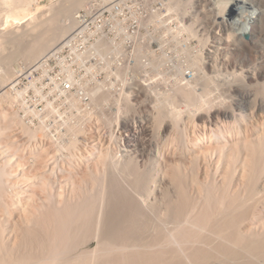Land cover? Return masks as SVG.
<instances>
[{"label":"rangeland","instance_id":"374dc122","mask_svg":"<svg viewBox=\"0 0 264 264\" xmlns=\"http://www.w3.org/2000/svg\"><path fill=\"white\" fill-rule=\"evenodd\" d=\"M6 1L13 7L8 4L4 7L5 4L2 3ZM20 1L12 0V3L10 0H0V5L3 6L0 7V75L2 74L0 85L3 87L0 90V264H48L49 262V264H66V262L69 264L70 261V264L80 262L105 264V260L102 262L103 259L100 260V256L105 254L103 249L106 246L102 245V242L108 240L102 237L101 227L93 225L97 222L96 213L99 212V207L96 205L100 203L102 195H106L103 191H105L104 183L107 173L112 171L116 174L119 171L118 164L124 159L125 149H128L126 130L123 124L126 121V123H133L139 128L141 122H153L154 116L156 117L154 118L155 123L151 124L153 129L157 128L154 131V137L158 140L159 150L156 155L148 152L151 158V168L155 170L156 174L164 173L165 176L168 175L167 177L173 175L174 180L180 178L175 184L179 199L175 196L176 191H172L173 185H168L171 186L170 188L167 186L169 190L171 189L168 192V197L173 201L174 206H179V204L184 206L185 213L183 211V214H180L182 219L188 218L199 224L195 226L196 224L193 223L194 226H187L188 229L185 233L180 231L182 229L176 231V226L181 224L178 222L172 233L179 242L169 243L170 237L167 232H171L169 230L173 228L174 224L171 220V214L165 212L167 201H164L162 194L154 192L155 195H150L151 198L149 197L147 202L146 200H138L139 204L146 210L147 217L152 219V221L144 219L141 222V225H147L149 230L142 226V230L137 232L141 233L144 229L147 230L146 233L144 231V236L142 234L136 236V239L138 237L139 240V242L136 240L138 243L136 246L125 243L126 246H121L123 248L121 251L110 252V258L112 257L115 261L111 258L108 264H122V261L123 264H127L133 253L140 257L136 250L138 252L141 250L146 252L147 250L146 255L151 257V252L154 255L159 251H155L156 247L161 251L164 250L160 254L166 252L167 256L166 254L163 255L165 260L168 257L174 264L180 260L182 264H196V261H194L196 263L192 262L191 258L194 257L192 256L194 252L191 251L198 248L203 250H201L202 255L198 254L201 253L199 249V252L195 251L197 256L202 257L203 252L206 251L211 252L213 256H218L221 253L220 249L214 247L219 241V238L214 239L217 234L213 235V239L209 237L210 239L206 241H202L200 238L206 234L203 231L204 227L207 226L206 232L210 229L209 223L212 225L211 220H213L210 219L211 216L221 218L222 212L226 213L227 216L232 211L229 210L228 212L227 210L230 208V204V209L234 204L233 207L236 211L233 209L232 212L235 213L233 215L231 213L232 217L228 215L225 228L229 231L232 228L230 232L238 235L237 238H241V240L239 238L241 244L246 242L251 235L252 237L255 235L254 239H258L259 236L261 237L259 239H264L262 236L264 234V70H261V75L256 74L255 78L251 80L245 77L244 71L248 66H251L252 70L253 67L262 66L263 64H258V62L264 59V55L258 59L252 57L251 62L246 63L245 57L249 55V47L252 49L248 42L250 28L240 29L238 32L232 28L225 29L222 37L229 39L230 43L229 49L224 52L227 57L226 62L222 64L221 58L224 55L219 56L217 52L218 56L215 59L221 61L217 63L218 65L211 67L204 63L206 60L203 52L204 42L206 43L205 48L209 47L207 42H210L211 35L207 27L205 31L202 23V27L198 25L200 24L199 21L193 22L192 33L186 30L179 31L178 26L173 23H163L157 26L146 24L143 26L146 39L145 53L150 54L147 52L149 43L153 48H159V45L151 43L152 40L159 39L161 44L160 49L153 53L154 56L146 59L144 81L149 88L136 91L134 88H138V80H127L125 90L129 96H125V104H121V106L112 105L111 103L115 101L111 99L110 92L108 95H105L108 92H104L101 100L95 105L86 102V104L69 108L66 104L62 105L58 99H54L55 95L50 90L40 88V83L43 82L40 70L36 72H29L28 70L20 76L14 74L18 73L14 71L17 67L27 65L23 58L15 57L16 59L12 60L8 67L4 66L7 63H2L4 56L10 50H14L15 45H19L17 49L22 50L33 37L43 35L42 32L47 35V33L56 30L62 22L57 13L66 8L68 2L67 0ZM95 1L98 2V0ZM214 1L216 0H200V2L199 0H182L179 6H181L183 18L192 21L190 11L192 13V10H199V6L202 4L211 7ZM231 1L230 6L225 5L224 7L229 19L231 18L229 16H232L234 12L235 15L241 14L246 4L244 0ZM14 3L20 4V7L24 4L25 10L29 9L30 14H34L35 11L37 13L39 9V15L37 13V16L35 13L34 16L38 18H32L34 20V22L31 21L32 23H29V17L22 20L14 19L15 15H11L12 8L17 6ZM20 7L17 6L14 9ZM150 12L148 8L142 10L144 17H147ZM160 12H165V10L161 9ZM10 17L14 20L8 19ZM40 18L43 23L41 21L37 25ZM197 18L202 17L197 15ZM51 21H53L52 25ZM175 21L178 23L176 13ZM7 23H14L15 26L11 27L22 32V34L18 32L19 37L17 36L18 39H14V42L7 39V28L10 26L8 24L7 27ZM40 23L42 24L40 25ZM30 24L36 30H33ZM54 24L58 26H54ZM253 29L260 31L264 38L263 24L257 22ZM239 33L242 35L240 40L235 36ZM21 35H24L23 38ZM201 37L202 41L199 40ZM19 38H22L21 41L23 39L30 41L23 42V44L21 42L20 45ZM231 45L233 47L236 45L234 50ZM197 53L202 60L200 71L198 69L201 75L198 74L191 81L184 82V77L190 75V66ZM262 69H264V65ZM254 72L256 73V69ZM204 74L213 76V78L209 77L212 82L208 78L206 79ZM202 79H206L204 81L208 82L205 83ZM213 80L217 81L214 82ZM194 84L195 86H192ZM205 84L207 85L205 86ZM4 85L6 86L4 87ZM214 88H218V90ZM245 94L249 96L246 106L237 107L241 95ZM28 96L33 100L40 101L42 105L47 102L48 107H51L52 103L53 112L48 115L49 122H42L35 112L27 114L24 100ZM261 99H263V103L259 105ZM160 100H163L162 103L160 102L161 104L166 103L159 106L162 108L158 107ZM156 107L165 110L159 111L156 110ZM148 111L152 112L149 113ZM158 111L162 119L159 117ZM60 112H62L61 115ZM155 112L157 113L155 114ZM224 112H228L229 115L225 116ZM147 113L152 114V116L148 117ZM165 117L166 119H164ZM140 134L135 138L137 142H142L146 138L143 132ZM132 149L131 156L135 155L139 158L137 152ZM183 172L188 173L187 181L184 184L181 182L185 179ZM120 174L117 173L116 175L122 183L124 176ZM153 184L158 186L159 183L153 182ZM160 185L162 186V184ZM102 199L104 200V197ZM148 200L150 201L148 202ZM81 204L82 206H80ZM77 206H88L84 209L90 213H86L85 218L88 219L90 215L96 221L92 219V222L93 220L95 222L90 224L86 222L89 225L83 226V222L88 220L79 216L78 212L76 213V208H79ZM67 210L71 211L68 212ZM70 222H73V229L67 230L64 226ZM76 223L79 227H83L76 228ZM209 234L211 236V233ZM168 238L169 240H167ZM129 242L131 241L127 243ZM141 243L142 245H140ZM171 248L180 250L181 258H183L179 257V260V258L173 257ZM123 250L128 254L130 252V259L126 258L128 254L125 253L126 259L119 262L121 255L118 256L117 253H122L123 256ZM131 251L135 252L132 253ZM188 254H192L191 257L188 256L187 258L186 255ZM146 255L144 253L142 256L146 257ZM256 256H259L260 259L253 258L254 263L256 264L257 260V263L260 261V264H264L263 254L257 253ZM134 257L133 259H135ZM143 257H136L139 260H135L138 262L137 264H145L143 261L147 264L169 263V260L163 261L162 256L159 258L163 259V262L157 256H152L154 259L146 257L152 260L145 258L143 260ZM141 258L143 261L140 260ZM214 260L210 258V264H219L216 262L217 259ZM172 262L170 261V263ZM132 263L130 262V264Z\"/></svg>","mask_w":264,"mask_h":264},{"label":"bare ground","instance_id":"6f19581e","mask_svg":"<svg viewBox=\"0 0 264 264\" xmlns=\"http://www.w3.org/2000/svg\"><path fill=\"white\" fill-rule=\"evenodd\" d=\"M20 1V0H19ZM23 1V0H22ZM22 1H20V2H22ZM25 1V0H24ZM109 1H111V0H100V2H99V0H98V2L97 1H95V0H93V1H91V0H67V2H68V4L66 5V8H64V9H62V10H60L59 11V13H57V14H59V17H61V23L59 24V26H58V28L56 29V30H53L51 33H47V35L46 34H44L43 32H42V34L43 35H38L37 37H33V39L29 42V41H24V39L21 41V39L23 38V36H22V38H19V40H20V45H21V42H22V44H23V42H25V43H27V42H29L26 46H24V48L22 49V50H20V48L19 49H17L18 48V46L17 45H15V47H13V49L14 50H10V52H8L7 53V55L6 56H4V60L2 61V63L3 62H5V63H3V64H6V65H4V66H6V67H8L9 65H11V63L10 62H12V60H14V59H16L15 57H18V56H20L21 58H23L24 59V61H25V64L27 63V65H25V67H17L14 71L15 72H18V73H14V72H12V73H14V74H18L17 76H20V75H22V74H24V72H26V71H28L29 70V72H30V70L32 69H34V66H36V65H39L40 64V62H41V59H42V57L51 49V48H53L55 45H56V43H57V41H59L61 38H63L72 28H73V26H74V15H75V13H76V11L78 10H74V9H76V8H79V7H83L84 6V4L85 3H90V2H93V3H97V4H103V3H106V2H109ZM165 2H163V0H161V2L162 3H164L165 4V9H166V12H165V14H162L161 12L160 13H158V22L159 23H162L163 21H166L165 20V17L164 16H169V17H172V21H174L175 23H176V21H175V13H176V20L178 21V30L179 31H183V30H186V31H189V32H191L192 33V29H191V26H192V24H193V22L195 21V20H197V21H199V23L200 24H198V25H201V23L203 24V26L205 27V31H206V27H207V30H208V32L210 33V35H211V39H209L210 40V42H211V44H210V42H207V43H209V47H206L205 48V42H204V48H203V52H204V54H205V60L206 61H204V63H206V65H208V66H215V65H218L217 63H220V59H215V58H217L216 56H218L217 55V52L219 53V56H223L224 55V57L223 58H221L222 59V64L223 63H225L226 62V59H227V57H226V53H224L225 52V50H228L229 49V46H230V43H229V39H224L223 37H222V33H223V31L225 30V29H227V28H232V30H234L235 32H238V30H240V29H247V28H250V38L248 39V42H249V45L251 46V48L252 49H250V47H249V55H247L246 57H245V61H246V63L247 64H249L250 62H251V58L252 57H257V59L258 58H262L263 57V55H264V38L262 37V35H261V32L260 31H256L255 29H253L254 28V26L257 24V22L259 23V24H263V26H264V0H244L245 2H246V4H245V9L243 10V12L241 13V14H238V15H235V12H234V14L232 15V16H229V17H231L230 19L227 17V11H226V9L224 8L225 7V5H227V6H230V3L232 2L231 0L229 1V0H216V1H214V3L212 4V6L211 7H206V6H208V5H206V4H202L201 6H199V10H195V11H193L192 10V13H194V14H192L191 13V11H190V16H191V20L192 21H190L189 19H188V21L186 20V19H184L183 18V16H182V12H181V6H179L180 5V3L182 2V0H164ZM10 2H12V0H10ZM19 2V3H20ZM27 2V1H26ZM29 2V1H28ZM199 2H200V0H199ZM198 2V3H199ZM13 3V2H12ZM11 3V4H12ZM197 3V4H198ZM2 4H5L4 5V7L6 6V4H8L7 3V1L6 2H4V3H2ZM1 4V5H2ZM14 4H16V3H14ZM28 4V3H27ZM83 4V5H82ZM200 4V3H199ZM0 5V7H3V6H1ZM8 5H10V4H8ZM17 6H19L20 7V4H16ZM24 4H22L21 6L22 7H20V8H18V9H14V8H17V6L16 7H14V8H12V10L11 11H13L12 13H11V15H15L14 16V19H25L26 17H29V20H30V22L29 23H32L31 21L35 18V19H37L36 17H34L35 16V13H36V11H35V13L33 14V16H32V14H30L29 12V9L28 10H25V7L23 6ZM29 5V4H28ZM11 6V5H10ZM15 6V5H14ZM59 6V5H58ZM197 6V5H196ZM219 6H222L223 8H224V12H223V14L222 15H219L218 14V11H219ZM8 7V6H7ZM11 7H13V6H11ZM28 7V6H27ZM37 8H39V7H37ZM49 8V7H48ZM54 9V8H53ZM80 9V8H79ZM39 10V9H38ZM38 10H37V13H38ZM43 10V9H42ZM55 11H56V9H54ZM58 10V9H57ZM9 11V10H8ZM46 11V10H45ZM226 11V12H225ZM37 13H36V15H37ZM40 13V12H39ZM39 13H38V15H39ZM44 14V13H43ZM57 14H55V15H57ZM229 14V13H228ZM37 15V16H38ZM54 15V14H53ZM197 15H201V17L202 18H200V19H198L197 18ZM54 17V16H53ZM33 18V19H32ZM55 18V17H54ZM57 18V17H56ZM8 19H11V17L10 18H8ZM14 19H11V20H14ZM183 19H184V22H183ZM28 21V20H27ZM38 21V20H37ZM42 20H41V18H40V20L37 22V25H39L38 23L39 22H41ZM21 22V21H20ZM33 22H34V20H33ZM56 22H57V20H56ZM27 23V25H28V22H26ZM25 23V24H26ZM42 23H43V21H42ZM42 23H40V25L42 24ZM51 23V25L53 24V21H51L50 22ZM198 23V22H197ZM10 26H9V25ZM9 27H8V26ZM26 25V26H27ZM31 25V24H30ZM55 24H54V26H56ZM176 25V26H177ZM6 26L8 27L7 29H8V33H7V35H8V38L7 39H9V40H13L12 42H14V39L16 40V39H18V37H19V35H17V34H19V33H21L22 34V32H19V31H17V29L15 28V29H13L11 26H15V24L14 23H7L6 24ZM32 26V28H33V30H36L34 27H33V25H31ZM11 27V28H10ZM19 27H20V23H19ZM22 27V26H21ZM28 27V26H27ZM200 27H202V25L200 26ZM31 28V27H30ZM202 29V28H201ZM32 29H31V31H33ZM249 30V29H248ZM29 31V30H28ZM27 31V32H28ZM19 32V33H18ZM26 32V33H27ZM226 32V31H225ZM25 33V32H24ZM26 35H28V34H26ZM34 35V34H33ZM36 35V34H35ZM34 35V36H35ZM18 36V37H17ZM227 36H229V35H227ZM235 36H237V38L240 40V39H242V35H241V33H239V35H235ZM26 40V39H25ZM199 40L200 41H202L203 39H202V37L201 38H199ZM204 41H205V39H204ZM15 42H19V41H15ZM157 45H159V48L157 49V50H159L160 49V46H161V44H160V40L159 39H157V40H155L154 41ZM16 44V43H15ZM233 44V43H232ZM1 46V45H0ZM232 46V45H231ZM236 46V45H235ZM234 46V47H235ZM12 47V46H11ZM211 47V48H210ZM233 47V46H232ZM234 47L232 48L233 50H234ZM47 49V50H46ZM205 49H206V51H205ZM237 49V48H236ZM238 49H239V46H238ZM220 50V51H219ZM250 50H252V51H250ZM4 51V50H3ZM150 51V50H149ZM224 53V54H223ZM195 58L193 59V63H192V65L190 66V75L188 76V77H184L185 78V81L184 82H189V81H191V79H193L194 78V76H196V75H198V74H200L199 72H198V69H199V71H200V63H202V60H201V58L198 56V53L197 54H195V56H194ZM1 58V57H0ZM2 58H3V56H2ZM204 59V58H203ZM259 61V60H258ZM257 61V62H258ZM0 62H1V60H0ZM8 63H10V64H8ZM254 63V62H253ZM256 64V63H255ZM258 64H263L264 65V59H261L259 62H258ZM252 65H254V64H252ZM263 65L262 66H260V65H258V67L256 68H254L253 67V70L251 69V66H248V68H246L244 71H245V77L247 78V79H254L255 78V75L256 74H258V75H261V70H264V69H262V67H263ZM3 66V65H2ZM254 69H256V73L254 72ZM7 70V69H6ZM1 71V70H0ZM5 71V70H4ZM8 71V70H7ZM216 71V70H215ZM198 72V73H197ZM2 73V72H1ZM6 74V73H5ZM2 75V74H1ZM0 75V76H1ZM3 75H4V73H3ZM11 75V74H10ZM201 75V74H200ZM205 75V78L207 79H209V77H211V78H213V76H208V75H206V74H204ZM5 76V75H4ZM15 76V75H14ZM25 77V76H24ZM204 78V77H203ZM15 79V78H14ZM206 79H202L203 81L204 80H206ZM4 80H6V78H4ZM8 81V80H7ZM10 81V80H9ZM203 81H201V82H203ZM209 81H210V79H209ZM214 81V80H213ZM217 81V80H216ZM216 81H214V82H216ZM228 81V80H227ZM12 82V81H11ZM205 82V81H204ZM203 82V83H204ZM206 82H208V81H206ZM205 82V83H206ZM210 82H212V81H210ZM209 82V83H210ZM16 83V82H15ZM18 83V82H17ZM211 84V83H210ZM226 84V83H225ZM13 85H14V82H13ZM134 85V84H133ZM207 84H205V86H206ZM215 85H216V83H215ZM214 85V86H215ZM6 85H4V87H5ZM192 86H195V84L194 85H192ZM192 86H191V88H192ZM197 86V85H196ZM204 86V87H205ZM208 86H211V85H208ZM216 86H218V85H216ZM221 86V85H220ZM223 86V85H222ZM227 86V85H226ZM203 87V88H204ZM228 87V86H227ZM3 87L0 85V90L2 89ZM137 88V87H136ZM147 88H149L148 87V85H145L144 84V87H143V90H145V89H147ZM202 88V87H201ZM218 88H220L219 86H218ZM218 88L216 89V88H214V89H216V90H218ZM222 88V87H221ZM135 89V88H134ZM101 89H96L95 91H94V93H99V91H100ZM205 90H206V88H205ZM204 90V91H205ZM227 90V89H226ZM248 90V89H247ZM134 91V90H133ZM157 91V90H156ZM151 92V91H150ZM245 93V92H244ZM157 95H159V94H157ZM125 96L127 97V96H129V95H127V91H124V92H121L120 93V95H119V97L117 98V100L115 99V102H113V103H111L112 105H117V106H121V104H125ZM149 96H150V94H149ZM164 96V95H163ZM154 97V96H153ZM249 96L247 95V94H245V95H241V97H240V101H239V105H237V107L238 106H240V105H243V106H246V103L248 102L247 101V98H248ZM157 98V97H156ZM160 98V97H159ZM159 100V99H158ZM128 101V100H127ZM163 101V100H162ZM162 101L160 100V101H158V103H162ZM129 102V101H128ZM170 102V101H169ZM151 103V102H150ZM160 103V105H158V107L159 106H162V105H165V104H161ZM263 103V99H261L260 100V104L259 105H261ZM132 104H134V103H132ZM154 104V103H153ZM155 105V104H154ZM154 105H152L153 107H154ZM156 106V105H155ZM159 108H162V107H159ZM164 108H165V106H164ZM163 108V109H164ZM147 109V108H146ZM153 109V108H152ZM163 109H158L157 107H156V110H159V111H161V110H163ZM143 110V109H142ZM165 110V109H164ZM158 111V112H159ZM167 111V110H166ZM149 112V111H148ZM152 112V111H151ZM151 112H149V113H151ZM157 112H155V114H156ZM164 113V112H163ZM148 114V113H147ZM159 114V117H161L160 116V112L158 113ZM157 114V115H158ZM167 114V113H166ZM152 116V114H148L147 116L149 117V116ZM156 115V116H157ZM162 115V114H161ZM164 116H165V113L163 114ZM170 115V114H169ZM224 115L225 116H228L229 114H228V112H224ZM163 116V117H164ZM154 118H156L155 116L153 117V122H154ZM142 119V118H141ZM161 119H162V117H161ZM164 119H166V117L164 118ZM147 120H149V119H147ZM151 120V119H150ZM149 120V121H150ZM158 120V119H157ZM152 121V120H151ZM160 121V120H159ZM169 121V120H168ZM129 122V121H128ZM153 122H151L152 124H153ZM150 122H141L140 123V125H139V128H138V126L137 125H134L133 123L132 124H130V123H126V121H125V124H123V127H124V129L126 130V139H127V142H128V149H125V151H124V159H122V161L120 162V164H118V172L117 173H121L120 175L121 176H124V180H123V182L121 183L120 182V178L114 173V172H109V173H107L108 175H106L107 176V178L106 177H104V178H106V180H105V183H104V189H105V191H103V192H105V196H103L102 195V197H104V200L102 199V197H101V195H100V197H101V200H100V203L98 204V205H96L97 207H99L98 209H99V212H98V214L96 213V215H97V222H96V224H94L93 222H95L96 221V219L95 218H91L90 217V215H89V217H88V219L87 218H85V216L87 215L86 213H88L87 212V210L86 209H84V208H86V207H88V206H86V207H80V206H82V204L80 205V206H77V207H79V208H76V213L78 212V214H79V216H82L83 218H85V219H87L88 221H86L85 220V222H83V226L86 224V222H88L89 224L90 223H93V225H96V226H98V227H101V235H102V237H104L105 238V240H106V238H107V240L108 241H104V242H102V245H104V246H106L103 250H105V254L104 255H102V256H100L101 257V259L100 260H102V262H104V260H105V264H108V262L111 260V258H110V252H118V251H121V249H123L122 247H124L123 245H125L126 246V244H130V245H137L138 243L137 242H139V240H138V237H137V239H136V236L138 235V234H142L143 235V233H144V231H145V233H146V229H148L147 228V225L145 226L144 224L143 225H141V222H142V220L144 221V219L145 220H147V219H150V218H148L147 216V212H146V210H144V208L139 204V202H138V200L139 199H141V201H145L146 200V202H147V199H149V197H150V195H155L154 194V192L155 193H160V194H162L163 195V197H164V201H167V203H166V207H165V212H166V214H171V220H172V222H173V224H174V226H173V228L171 229V230H169V231H171V232H167V234H169V237H170V240H169V238L167 239V240H169L168 242L169 243H172V242H175V243H178L179 242V240H176V238L174 237V234L172 233V232H174V227L176 226V224H178V222H180L181 224H179V226H180V228H179V226H176V228H177V230L176 231H178V230H180V229H182V230H180V231H184L185 233L187 232V229H188V227L189 226H192L193 225V223L194 224H196L195 226H197V224H199V223H196V221L195 222H193L192 220H189L188 218H181V215L183 214V213H185V211L183 210V209H185V208H183L184 206H180V204H179V206H174L173 205V201L168 197V192L171 190H169L168 188H170L172 185V191H176V186L177 185H175V184H177V180H179L180 178H178V179H176L175 178V180H174V177H173V175H170L169 177H167V176H165L164 175V173L162 174V173H157L156 174V172H155V170H153L152 168H151V164H150V160H151V158H150V155H149V153H151L152 155H156L157 153H158V140L157 139H155V137H154V131L157 129L156 127H155V129H153V125L151 124ZM155 123V122H154ZM168 126V125H167ZM166 127V126H165ZM165 129V128H164ZM144 133L145 135H146V138H144L143 139V141L141 142V141H139V142H137L136 141V137L137 136H139V135H141L140 133ZM164 132V131H163ZM157 136V135H156ZM132 141H133V143H132ZM131 142V143H130ZM131 148H133L132 150L134 151V152H137V154H138V157L139 158H137L135 155H133V156H131ZM149 152V153H148ZM140 165V166H139ZM116 168V167H115ZM116 168V169H117ZM110 171V170H109ZM105 174V173H104ZM183 175H184V177H185V179L184 180H180L181 182H183V184H184V182L185 181H187L186 180V177H187V174L188 173H185V172H183L182 173ZM119 175V174H118ZM122 180V179H121ZM153 182H158L159 184H158V186H155L154 184H153ZM160 184H162V186L160 185ZM101 185V184H100ZM157 185V184H156ZM165 187H164V186ZM168 185H171L170 187L168 186ZM98 186V185H97ZM167 186H168V188H167ZM95 187V186H94ZM103 187V186H102ZM183 187V186H182ZM163 188H167V189H163ZM181 188V187H180ZM178 190H180V189H178ZM183 191V190H182ZM182 191H181V193H182ZM252 191V190H251ZM95 192H96V190H95ZM101 192V191H100ZM103 192H102V194H103ZM153 192V193H152ZM98 194V193H97ZM156 194V195H157ZM159 194V195H160ZM175 195V194H174ZM176 198H178L177 197V191H176ZM181 197V196H180ZM243 197V196H242ZM241 197V198H242ZM98 198V197H97ZM151 198V197H150ZM179 199V198H178ZM181 199V198H180ZM236 199V198H235ZM28 200V199H27ZM97 200V199H96ZM102 200H103V202H102ZM175 200H177V199H175ZM150 200H148V202H149ZM171 201V202H170ZM97 202V201H96ZM181 202H182V200H181ZM84 203V202H83ZM178 203H179V201H178ZM235 203V202H234ZM177 204V203H176ZM236 204V203H235ZM76 205V204H75ZM79 205V204H78ZM185 205V204H184ZM233 205L234 204H232V209H230L231 208V204L229 205V209H227L228 210V212H229V210L231 211H233V209H234V207H233ZM187 206V205H186ZM185 206V207H186ZM212 206V205H211ZM228 206V205H227ZM239 206V205H238ZM213 207H214V205H213ZM236 207V206H235ZM95 208V207H94ZM210 208H212V207H210ZM214 210L213 211H215V208H213ZM86 210V211H85ZM68 211V210H67ZM66 211V212H67ZM69 211H71V210H69ZM68 211V212H69ZM97 211V210H96ZM184 211V212H183ZM223 211V210H222ZM226 211V210H225ZM230 212L229 214H227V216H226V213H224V212H222L221 213V218H218V216H211L212 218H210V219H213V220H211L212 222V225L209 223V225H210V229H208V231L206 232V230H207V226L206 227H204V233H206L205 235H202L201 236V240L202 241H206V240H209L210 238L209 237H213V235H215V234H217L216 236H217V238H216V236H214L215 238L214 239H218L219 238V241H218V243H216L215 244V248H217V249H220V254H218V256H213V254L211 253V252H209V251H206L205 253L203 252V256L201 257L200 255H202V251L201 250H203V249H199V251H201V253H198V254H200L199 256H197L198 254H196L195 253V251H198V249L197 250H192L191 252H194L193 253V255L192 256H194L193 258H191L190 259V257H191V255H186L187 256V258H188V256H190L189 257V259L193 262V263H196V264H210V258H212L213 260L214 259H217V263H219V264H255L254 263V261H253V258H258L259 256H256L255 257V254H257V253H262L263 254V258L262 259H264V239H259V238H261L260 236H259V238L257 239V238H255L254 239V237H255V235H254V237H252V235L251 236H247L248 237V240L249 239H251L250 241H248V240H246V242H244L243 244H241V242L239 241V238H237V236L236 235H234L233 233H231L230 231H231V229H230V231L227 229V228H225L226 227V222H228V215H230L231 216V213H232V215H233V213H235V212ZM234 211H236L235 209H234ZM54 212V211H53ZM74 212V211H73ZM73 212H72V214H73ZM183 212V213H182ZM221 212V211H220ZM90 213V212H89ZM68 214V213H67ZM77 214V215H78ZM86 214V215H85ZM181 214V215H180ZM212 214V213H211ZM74 215V214H73ZM174 215V216H173ZM218 215H220V214H218ZM52 216V215H51ZM55 216V215H54ZM78 216V217H79ZM166 216V215H165ZM173 216V217H172ZM62 217V216H61ZM74 217V216H73ZM147 217V218H146ZM232 217V216H231ZM63 218V217H62ZM170 218V217H169ZM71 219V218H70ZM91 219V220H90ZM92 219H95V221L93 220V222H92ZM209 219V220H210ZM230 219V218H229ZM73 220V219H72ZM72 220H70V221H72ZM79 220V219H78ZM151 221H152V219H150ZM227 220V221H226ZM81 221V220H80ZM99 221V222H98ZM170 221V220H169ZM63 222H64V220H63ZM171 222V221H170ZM206 222V223H207ZM81 223V222H80ZM86 224V225H89V224ZM97 223H98V225H97ZM206 223H205V225H206ZM207 223V224H208ZM230 224H231V222H229ZM228 223V224H229ZM148 224V223H147ZM227 224V225H228ZM233 224V223H232ZM64 225V224H63ZM62 225V226H63ZM76 228H80V227H83V226H78V224L76 223ZM81 225H82V223H81ZM37 226V225H36ZM61 226V227H62ZM92 226V225H91ZM142 226H143V228H144V226H145V228L146 229H144V231H142L141 233H137V232H140L141 230H142ZM188 226V227H187ZM194 226V225H193ZM202 225L200 224V227H201ZM204 226V225H203ZM64 227H66L67 228V230L69 229H73L72 227H73V222L71 223H69L68 225L67 224H65V226ZM86 227V226H85ZM160 227H162V226H160ZM231 227H234V226H231ZM75 228V229H76ZM163 228V227H162ZM205 228H206V230H205ZM200 229V228H199ZM225 229H226V231H229V232H227V233H225L226 231H225ZM37 230V229H36ZM42 230H44V229H42ZM149 230V229H148ZM74 231H76V230H74ZM159 231H160V229H159ZM34 232V231H33ZM78 232V231H77ZM157 232H158V230H157ZM156 232V233H157ZM181 232V233H182ZM190 232H192V231H190ZM235 232V231H234ZM42 233H44V232H42ZM72 233V232H71ZM135 233H137V234H135ZM159 233V232H158ZM209 233H211V236H210V234ZM214 233V234H213ZM155 234V233H154ZM190 234V233H189ZM222 234V235H221ZM236 234V233H235ZM27 235V234H26ZM63 235V234H62ZM158 235V234H157ZM261 235V234H260ZM48 236V235H47ZM52 236V235H51ZM140 236V235H139ZM144 236V235H143ZM262 236H264V234L262 235ZM33 237V236H32ZM54 237V236H53ZM101 237V239H103ZM155 237V236H154ZM244 237V236H243ZM258 237V236H257ZM56 238V237H55ZM264 238V237H263ZM29 239H30V237H29ZM52 239V238H51ZM139 239H141V238H139ZM178 239V238H177ZM213 239V238H212ZM211 239V240H212ZM245 239H246V237H245ZM28 240V239H27ZM60 240V239H59ZM104 240V239H103ZM136 240H137V242H136ZM150 240V239H149ZM210 240V241H211ZM240 240H241V238H240ZM243 240V239H242ZM25 241V240H24ZM29 241V240H28ZM128 241H131V242H129V243H127ZM143 241V240H142ZM181 241V240H180ZM217 241V240H216ZM34 242V241H33ZM59 242H61V241H59ZM126 243V244H125ZM143 243V242H142ZM142 243L140 244V245H142ZM47 244V243H46ZM65 244V243H64ZM101 244V243H100ZM107 244V245H106ZM26 245V244H25ZM157 245V244H156ZM214 245V244H213ZM18 246V245H17ZM20 246H21V244H20ZM65 246V245H64ZM68 246H69V244H68ZM113 246V247H112ZM122 246V247H121ZM134 246V247H135ZM146 246H148V245H146ZM146 246H144L145 248H146ZM155 246V245H154ZM139 247V246H138ZM149 247H150V245H149ZM213 247V248H214ZM21 248V247H20ZM41 248V247H40ZM49 248V247H48ZM55 248V247H54ZM68 248V247H67ZM130 248H131V246H130ZM157 249L155 250V251H157V250H159V251H157L156 252V254H154V255H152V252L150 253L151 254V257L150 256H148V255H146V252H147V250H146V252L145 251H143V250H141V252L143 253H141L140 251L138 252L137 250H136V252L137 253H139L140 254V257H143L142 255H144V253H145V255H146V257H150V258H153L154 256L156 257H158L159 258V256H162V258H164V256L163 255H165L166 254V252L164 253V254H160V253H163L164 252V250H160V249H158V247H156ZM160 248V247H159ZM174 248V247H173ZM173 248H171L172 249V256L173 257H177V258H181V256H182V254L180 255V253H181V251L179 252V251H177V250H174ZM9 249H11V248H9ZM14 249H15V247H14ZM57 249V248H56ZM60 249V248H59ZM120 249V250H119ZM126 249V248H125ZM176 249V248H175ZM194 249H196V248H194ZM70 250V249H69ZM134 250V249H133ZM149 250V249H148ZM170 250V249H169ZM14 251V250H13ZM43 251V250H42ZM124 251V250H123ZM198 251V252H199ZM205 251V250H204ZM21 252V251H20ZM64 252V251H63ZM63 252H62V254H63ZM132 253L133 252H135V251H131ZM154 252V251H153ZM5 253V252H4ZM15 253V252H14ZM25 253V252H24ZM59 253V252H58ZM128 254L127 252H125L124 251V255L122 256V253L121 254H119V253H117L118 254V256H120L121 257V259L119 260V262H121L122 260H125L126 258H129L130 259V252H129V254L127 255V257L125 258L124 256H126V254ZM132 253H131V256H132ZM30 254V253H29ZM32 254V253H31ZM30 254V255H31ZM48 254V253H47ZM60 254V253H59ZM103 254V253H102ZM113 254V253H112ZM117 254H115V255H117ZM149 254V255H150ZM171 254V253H170ZM25 255V254H24ZM27 255V254H26ZM197 257H196V256ZM258 255H261V254H258ZM40 256V255H39ZM135 254L133 253V256H132V258H131V260H129V262L127 263V264H130V262L132 263V264H137L138 262L137 261H139L136 257H138V258H140L139 256H135ZM153 256V257H152ZM166 256H167V254H166ZM5 257V256H4ZM24 257V256H23ZM28 257V256H27ZM46 257V256H45ZM54 257V256H53ZM58 257V256H57ZM65 257V256H64ZM116 257V256H115ZM133 257L135 258V259H133ZM146 257H143V260H144V258L146 259V260H149L150 258H146ZM170 257V256H169ZM173 257H172V259H173ZM198 257H200V258H198ZM47 258V257H46ZM45 258V259H46ZM180 258H179V260H180ZM183 258V257H182ZM181 258V259H182ZM187 258H185V259H187ZM195 258V259H194ZM69 259V258H68ZM68 259H65V260H68ZM78 259H79V257H78ZM77 259V260H78ZM94 259V258H93ZM110 259V260H109ZM117 259V258H116ZM135 261L136 259H137V261H133V260ZM154 259V258H153ZM160 259V258H159ZM258 259H260V258H258ZM257 259V260H258ZM2 260H4V259H2ZM24 260V259H23ZM91 260V259H90ZM112 260H113V258H112ZM128 260V259H127ZM140 260H142V258L140 259ZM142 260V261H143ZM150 260H152V259H150ZM163 259H160V261L161 262H163V261H168L169 259H168V257H167V259L165 260V258H164V260L162 261ZM190 260H189V262H190ZM256 260V264H260V261H259V263H257L258 261ZM20 261H22V260H20ZM44 261V260H43ZM92 261V260H91ZM113 261H115V260H113ZM118 261V260H117ZM116 261V262H117ZM142 261H140L141 263H142ZM155 261V260H154ZM158 261V260H157ZM159 261V262H160ZM170 261L172 262V260H169V263L168 264H174V262H172V263H170ZM173 261H174V259H173ZM194 261H196V262H194ZM263 261V260H262ZM2 262V261H1ZM3 262H5L6 263V261H3ZM45 262V261H44ZM58 262V261H57ZM66 262V261H65ZM88 262V261H87ZM97 262V261H96ZM145 264H147L145 261H143ZM214 262H215V260H214ZM264 262V261H263ZM41 263V262H40ZM50 263V262H49ZM48 263V264H49ZM53 263V262H52ZM60 263V262H59ZM70 263H71V261H70ZM69 263V264H70ZM84 264L85 262H80V263H78V264ZM8 264V263H7ZM63 264V263H62ZM65 264V263H64ZM66 264H67V262H66ZM75 264V263H74ZM86 264H88V263H86ZM114 264V263H113ZM121 264V263H120ZM122 264H123V261H122ZM125 264V263H124ZM164 264H167V262L166 263H164ZM175 264H182V262H181V260L180 261H178V263L177 262H175Z\"/></svg>","mask_w":264,"mask_h":264},{"label":"built area","instance_id":"2783aa9c","mask_svg":"<svg viewBox=\"0 0 264 264\" xmlns=\"http://www.w3.org/2000/svg\"><path fill=\"white\" fill-rule=\"evenodd\" d=\"M144 8L151 11L147 17L142 14ZM161 9L166 12L161 0L86 3L76 11L73 28L30 72L40 70L43 76L40 88L50 90L55 95L54 99L69 108L86 102L95 105L104 92H108L105 95L110 92L111 99L115 101L121 92L126 91L127 80H138V88L135 89L143 90L146 59L157 51L149 43L147 52L150 54L145 53L143 26L178 24L169 16H164L166 21L159 23ZM155 40L151 41L153 45H157ZM96 89L101 90L94 93ZM24 104L27 114L35 112L42 122L50 121L48 115L53 112L52 103L48 107L47 102L42 105L28 96Z\"/></svg>","mask_w":264,"mask_h":264},{"label":"water","instance_id":"95a60500","mask_svg":"<svg viewBox=\"0 0 264 264\" xmlns=\"http://www.w3.org/2000/svg\"><path fill=\"white\" fill-rule=\"evenodd\" d=\"M224 12V8L222 6H219V11H218V14L219 15H222Z\"/></svg>","mask_w":264,"mask_h":264}]
</instances>
